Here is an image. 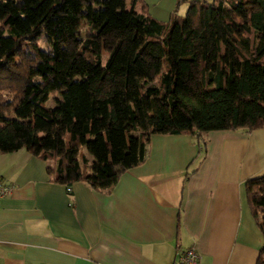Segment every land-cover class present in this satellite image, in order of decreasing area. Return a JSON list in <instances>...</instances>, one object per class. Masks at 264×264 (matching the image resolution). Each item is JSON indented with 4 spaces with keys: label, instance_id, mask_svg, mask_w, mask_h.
Here are the masks:
<instances>
[{
    "label": "trees",
    "instance_id": "16d2710c",
    "mask_svg": "<svg viewBox=\"0 0 264 264\" xmlns=\"http://www.w3.org/2000/svg\"><path fill=\"white\" fill-rule=\"evenodd\" d=\"M183 1L161 21L144 0H0V154L23 149L52 161V182L108 194L151 134L191 137L184 181L207 132L263 126L264 0H188L181 16ZM244 194L264 264V174Z\"/></svg>",
    "mask_w": 264,
    "mask_h": 264
},
{
    "label": "crops",
    "instance_id": "0c3cea01",
    "mask_svg": "<svg viewBox=\"0 0 264 264\" xmlns=\"http://www.w3.org/2000/svg\"><path fill=\"white\" fill-rule=\"evenodd\" d=\"M160 1L144 0L164 21ZM173 1H162L167 18ZM206 135L204 156L183 181L197 153L191 137L151 134L144 161L108 194L52 182V161L23 149L0 154V180L11 186L0 198V264H170L187 247L199 264H255L262 236L244 182L264 174V125Z\"/></svg>",
    "mask_w": 264,
    "mask_h": 264
},
{
    "label": "built area",
    "instance_id": "2783aa9c",
    "mask_svg": "<svg viewBox=\"0 0 264 264\" xmlns=\"http://www.w3.org/2000/svg\"><path fill=\"white\" fill-rule=\"evenodd\" d=\"M68 190V189H67ZM11 186L0 180V198L9 194ZM199 255L193 247L180 250L170 264H199Z\"/></svg>",
    "mask_w": 264,
    "mask_h": 264
},
{
    "label": "rangeland",
    "instance_id": "374dc122",
    "mask_svg": "<svg viewBox=\"0 0 264 264\" xmlns=\"http://www.w3.org/2000/svg\"><path fill=\"white\" fill-rule=\"evenodd\" d=\"M162 1H164V2H166V1H168V0H161L160 1V6H158V7H156V9H158V12L160 13V15L162 16V18H164V20H167V15H166V13H167V10H166V7L168 8V6H166V4L164 5V7H163V5H162ZM175 2L173 1L172 3H171V10H172V8L175 6ZM186 4V1H183V2H181L179 5H178V7H177V11H176V13L178 14V15H183L184 14V11H185V5ZM160 7H161V9H160ZM163 7V8H162ZM165 8V9H164ZM156 9H154V10H156ZM85 29V27L83 26V27H81V31H83ZM36 46H38V47H44V43H43V40L42 39H40L39 41H38V43L36 44ZM53 104V100H52V98L51 97H49L47 100H46V102H45V105H48V106H51ZM83 150V149H82ZM89 158H90V156H89Z\"/></svg>",
    "mask_w": 264,
    "mask_h": 264
}]
</instances>
